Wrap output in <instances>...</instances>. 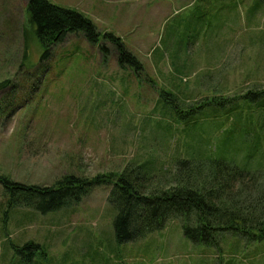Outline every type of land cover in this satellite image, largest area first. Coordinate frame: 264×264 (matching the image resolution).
<instances>
[{"label":"rangeland","instance_id":"1","mask_svg":"<svg viewBox=\"0 0 264 264\" xmlns=\"http://www.w3.org/2000/svg\"><path fill=\"white\" fill-rule=\"evenodd\" d=\"M49 1L92 19L100 41L69 33L46 51L28 0H0V173L50 186L142 164L161 189L185 158L264 174V0ZM109 32L140 70L120 66ZM164 92L183 109L205 105L184 116ZM111 189L96 186L55 211L17 205L7 214L0 182V264H264V239L229 230L217 244L196 242L180 216L118 242ZM30 241L41 247L23 249Z\"/></svg>","mask_w":264,"mask_h":264},{"label":"trees","instance_id":"2","mask_svg":"<svg viewBox=\"0 0 264 264\" xmlns=\"http://www.w3.org/2000/svg\"><path fill=\"white\" fill-rule=\"evenodd\" d=\"M27 13L46 51L69 33H81L91 44L100 41L96 24L77 9L49 0H28ZM105 35L118 47L121 67L142 68L121 37L111 32ZM100 49L105 52L107 46L100 44ZM164 95L171 96L167 102L175 112H185L184 116L205 105L192 104L183 109L176 96L167 92ZM150 170L137 164L118 173L97 174L91 178L70 174L50 186L17 182L0 173V182L7 194L5 213L9 214V209L17 205L44 213L59 210L79 203L94 187L111 184L109 202L118 210L114 220L118 242L143 238L162 229L169 218L176 216L183 219L185 235L196 242L217 244L219 235L229 230L241 232L252 240L264 239L263 173L243 170L222 159L180 158L176 163L177 172L168 176V183L174 184L160 189L152 187L158 176ZM40 247L39 243L30 241L23 249L34 251Z\"/></svg>","mask_w":264,"mask_h":264}]
</instances>
